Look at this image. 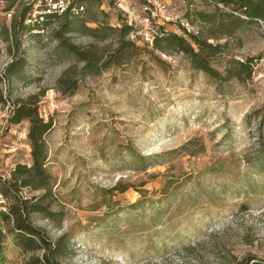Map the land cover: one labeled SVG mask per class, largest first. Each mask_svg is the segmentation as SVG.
I'll return each mask as SVG.
<instances>
[{
  "label": "rangeland",
  "instance_id": "374dc122",
  "mask_svg": "<svg viewBox=\"0 0 264 264\" xmlns=\"http://www.w3.org/2000/svg\"><path fill=\"white\" fill-rule=\"evenodd\" d=\"M159 1L155 7L143 0H73L72 12L87 25H95L92 16L113 26L129 23L134 42L129 55L112 63V31L98 38L80 26L65 32L80 47L95 43L108 61L82 73L81 62L57 45L52 30L60 18L39 29L13 28L12 19L32 0H0V183L15 163L30 161L27 120L7 117L16 97L35 93L38 114L50 122L43 136L49 189L38 200L53 213L28 217L50 240L67 234L70 252L59 264H230L248 253L264 257V121L254 112L264 102V21H243L226 35L196 14L210 11L212 0ZM161 28L186 38L187 31L211 32L209 41L224 43L218 61L254 56L251 77L210 80L182 52L152 47L151 34ZM15 57L23 58L17 75L4 71ZM131 152L163 154L142 170ZM114 184L128 186L119 191ZM6 191L0 194L6 209L14 196L41 192ZM0 227V264H20L30 252L14 244L5 221Z\"/></svg>",
  "mask_w": 264,
  "mask_h": 264
},
{
  "label": "trees",
  "instance_id": "16d2710c",
  "mask_svg": "<svg viewBox=\"0 0 264 264\" xmlns=\"http://www.w3.org/2000/svg\"><path fill=\"white\" fill-rule=\"evenodd\" d=\"M32 2L27 3V8L23 9L17 18L12 19L13 28L18 24L27 27L29 30L39 29L40 25L50 18L58 17L55 29L52 30L54 37L57 39V45L60 49L71 54L76 61H80L79 69L82 73L96 72L105 67L108 61L102 58V49L95 43L89 42L84 47L71 43L64 35L65 32L77 30L79 26L83 32L98 38L99 33H105L108 30L115 33V45L108 54L112 63H120L121 59L129 55L134 42L127 37L131 30V25L123 22L118 26H113L104 20H97L95 17H89L95 25H87L84 20H80L72 12L73 0H68L65 8L57 12L42 13L39 19L32 23L24 21ZM241 10L243 17L234 13ZM198 18L205 22H212L218 28L223 30L222 33L228 35L243 21L255 20L260 18L264 21V0H212V9L210 11H197ZM107 30V31H106ZM187 38L173 31L163 28L154 31L151 34L152 47L160 51L176 50L182 52L192 68L201 70L210 80L221 82L229 78H234L243 82L251 77L254 56H245L236 58L234 56H224L222 61H218L217 55L224 53V43L209 41L208 37H215L210 32L208 35H202L200 32H186ZM23 58L15 57L8 61L4 71L17 75ZM71 66L65 67L56 79V84L64 81L65 76ZM37 96L30 93L25 97H16L11 102V109L7 117L11 123L26 119L28 122L26 130V139L29 145V163L17 162L10 170L9 178L2 181L0 194H6V190H12L17 186H27L31 190L40 189L38 195L30 197L17 198L14 195L13 200L4 210L0 209V221L7 223L6 230L12 235L15 245L22 251L30 252L20 264H59L61 256L69 254V238L65 232L56 236L53 240L47 238L40 228L32 224L28 214L31 211H38L45 217H51L53 211L46 204L41 203L38 198L43 197L49 189V174L45 170L44 161L46 148L43 136L50 127V122L44 120L37 112ZM258 116V122L264 121V102L254 109ZM190 141L186 142L189 143ZM186 152L185 144L182 145ZM201 148V143L196 147ZM195 149V151H196ZM194 152V151H189ZM163 152L152 154H135L130 153L132 159H137L138 164L134 168L146 169L148 166L160 162V156ZM128 184L117 187L115 184L112 188L124 190ZM164 191L165 188L162 186ZM15 194V193H14ZM16 195V194H15ZM31 198H34L31 200ZM0 202H2L0 200ZM4 230L0 227V260L3 258L1 253ZM230 264H264V257H258L255 254H245L241 258Z\"/></svg>",
  "mask_w": 264,
  "mask_h": 264
},
{
  "label": "built area",
  "instance_id": "2783aa9c",
  "mask_svg": "<svg viewBox=\"0 0 264 264\" xmlns=\"http://www.w3.org/2000/svg\"><path fill=\"white\" fill-rule=\"evenodd\" d=\"M119 2L121 0H118ZM146 4H153V6L158 7L160 5V1L159 0H143ZM37 5H35V0H32V5H35L34 7H32L30 9V11L28 12V14L26 15L24 21L26 23H32L34 21H36L37 19H39L42 13H46V12H61L68 0H44L43 4H39V0H36ZM79 8H81V6L79 5ZM0 209L4 210V206L0 205Z\"/></svg>",
  "mask_w": 264,
  "mask_h": 264
}]
</instances>
